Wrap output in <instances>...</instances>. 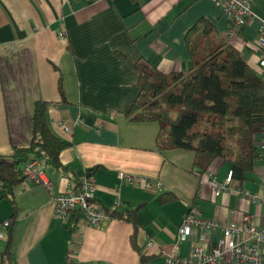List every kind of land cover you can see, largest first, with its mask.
<instances>
[{
  "label": "crops",
  "instance_id": "obj_1",
  "mask_svg": "<svg viewBox=\"0 0 264 264\" xmlns=\"http://www.w3.org/2000/svg\"><path fill=\"white\" fill-rule=\"evenodd\" d=\"M246 1L251 16L228 40L258 70L264 0ZM201 17L224 37L226 21L211 0H0V159L29 146L36 102L48 103L47 126L64 145L61 170L40 162L47 188L21 180L13 207L0 189V255L8 249L7 264H65L67 255L73 264H156L159 254L177 249V229L189 206L206 221L240 229L264 225V206L236 195L232 183L217 197L209 194L208 181L223 182L229 163L215 159L196 175L190 152L156 149V123L124 116L137 95L130 64L143 60L162 73L188 69L184 36ZM252 134L257 147L260 128ZM85 173L93 176L99 207L132 215L135 226L124 219L94 227L81 216L67 223L52 217V200ZM119 174L159 186L120 183ZM247 178L235 189L260 192L264 156L257 153ZM162 194L173 200L161 203ZM195 236L191 232L179 245V257L196 244L209 247L219 232H202L204 241ZM146 239L155 246L145 250ZM138 253L149 259L140 262Z\"/></svg>",
  "mask_w": 264,
  "mask_h": 264
},
{
  "label": "trees",
  "instance_id": "obj_2",
  "mask_svg": "<svg viewBox=\"0 0 264 264\" xmlns=\"http://www.w3.org/2000/svg\"><path fill=\"white\" fill-rule=\"evenodd\" d=\"M184 43L190 60V67L184 71L162 73L143 60L130 64L136 73L137 95L124 116L133 123H156V149L190 152L196 175H203L215 159H223L230 165L231 183L239 188L248 181L257 156L252 130L264 124L263 78L227 38L218 36L214 23L207 18H199L187 29ZM47 104H34L29 146L13 148L0 163V189L12 207L13 190L23 180L21 168L27 161L37 160L61 170L58 156L64 145L47 126ZM160 200L166 203L173 196L162 194ZM105 212L110 219H124L135 226L134 217L128 213ZM131 237L135 247L134 230ZM8 256L6 248L0 264H7ZM138 257L140 262L149 259L139 253Z\"/></svg>",
  "mask_w": 264,
  "mask_h": 264
},
{
  "label": "built area",
  "instance_id": "obj_3",
  "mask_svg": "<svg viewBox=\"0 0 264 264\" xmlns=\"http://www.w3.org/2000/svg\"><path fill=\"white\" fill-rule=\"evenodd\" d=\"M89 1V0H86ZM215 3L221 15L226 21L224 37L231 38L251 16L249 4L246 0H211ZM257 68L264 81V20L262 21L257 39ZM260 142L257 146L258 155L264 156V124L260 127ZM23 179L31 184H41L45 188L48 183L42 177L39 161H27L21 168ZM120 183L128 185H140L144 189L152 186L158 187V183L149 179L135 178L129 175H118ZM230 173L224 181L217 183L212 178L207 183L209 194L217 197L221 192L227 191L230 185ZM95 181L91 173H85L77 183L67 184L64 189L52 200V217L67 223L75 216H81L88 226H100L110 219L94 199ZM236 195L247 199L254 205L264 206V178L261 181V190L256 194L241 193L240 189H233ZM111 210V209H110ZM115 211V210H114ZM8 223H3L6 227ZM195 231V242L204 241L202 232H219V237L211 242L209 247L195 245L186 256H178V247L186 242ZM1 237V236H0ZM155 246L151 240L144 241V249L149 250ZM174 253L159 254V262L156 264H264V225L261 227L238 228L234 223L219 224L206 221L200 217V213L189 206L181 218L176 234V246ZM65 264H73L72 256L67 255Z\"/></svg>",
  "mask_w": 264,
  "mask_h": 264
},
{
  "label": "water",
  "instance_id": "obj_4",
  "mask_svg": "<svg viewBox=\"0 0 264 264\" xmlns=\"http://www.w3.org/2000/svg\"><path fill=\"white\" fill-rule=\"evenodd\" d=\"M1 162H3V160H2V159H0V163H1Z\"/></svg>",
  "mask_w": 264,
  "mask_h": 264
}]
</instances>
